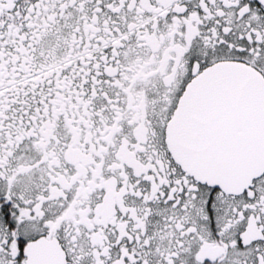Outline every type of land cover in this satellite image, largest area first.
I'll return each mask as SVG.
<instances>
[{
	"label": "snow or ice",
	"instance_id": "6c2138e0",
	"mask_svg": "<svg viewBox=\"0 0 264 264\" xmlns=\"http://www.w3.org/2000/svg\"><path fill=\"white\" fill-rule=\"evenodd\" d=\"M0 264H264V0H0Z\"/></svg>",
	"mask_w": 264,
	"mask_h": 264
}]
</instances>
